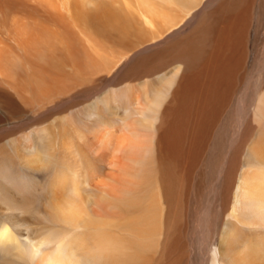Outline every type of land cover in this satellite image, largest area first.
Segmentation results:
<instances>
[{
    "label": "bare ground",
    "instance_id": "1",
    "mask_svg": "<svg viewBox=\"0 0 264 264\" xmlns=\"http://www.w3.org/2000/svg\"><path fill=\"white\" fill-rule=\"evenodd\" d=\"M263 70L264 0H0V264H264Z\"/></svg>",
    "mask_w": 264,
    "mask_h": 264
},
{
    "label": "rangeland",
    "instance_id": "2",
    "mask_svg": "<svg viewBox=\"0 0 264 264\" xmlns=\"http://www.w3.org/2000/svg\"><path fill=\"white\" fill-rule=\"evenodd\" d=\"M263 72H264V70H263ZM260 75H262V73L260 74ZM99 85V84H98ZM94 87H97L96 85L94 86ZM100 87V86H99ZM74 89H75V87H74ZM81 90V88H78V91H80ZM73 91H75V90H73ZM77 91V90H76ZM89 94H90V92H86V91H84V92H77V93H75L73 96H70V93L68 94L69 95V97L66 99V100H69V103H72L73 105H77L75 108H77L78 106H81L82 104L84 105V104H86V103H88L89 102V99H90V97H89ZM88 95V96H87ZM74 96H76V97H74ZM91 96V95H90ZM71 97V98H70ZM73 97V98H72ZM85 97V98H84ZM81 98V99H80ZM84 100H83V99ZM59 99L60 98H57V101H59ZM77 99V100H76ZM81 101V102H80ZM88 101V102H87ZM42 108H43V106H42ZM44 124V123H43ZM42 124V125H43Z\"/></svg>",
    "mask_w": 264,
    "mask_h": 264
}]
</instances>
